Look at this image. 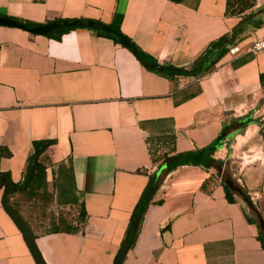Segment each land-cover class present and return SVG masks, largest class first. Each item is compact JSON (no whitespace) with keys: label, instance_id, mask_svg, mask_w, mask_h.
I'll use <instances>...</instances> for the list:
<instances>
[{"label":"crops","instance_id":"crops-1","mask_svg":"<svg viewBox=\"0 0 264 264\" xmlns=\"http://www.w3.org/2000/svg\"><path fill=\"white\" fill-rule=\"evenodd\" d=\"M116 13L119 30L153 62L175 67L240 30L206 72L167 76L85 25L54 37L0 23V170L19 180L31 141L52 139L41 153L45 173L68 159L81 193L78 230L35 232L45 264H111L149 174L160 201L147 205L121 264H264L256 237L258 217L264 222V49L250 50L264 34V0L234 13L225 0H0V15L34 24H108ZM147 119H160L150 129L172 127L175 151L208 144L224 126L215 161L169 170L152 163L138 124ZM221 178L249 199L233 190L227 200ZM0 264H36L1 191Z\"/></svg>","mask_w":264,"mask_h":264},{"label":"trees","instance_id":"trees-1","mask_svg":"<svg viewBox=\"0 0 264 264\" xmlns=\"http://www.w3.org/2000/svg\"><path fill=\"white\" fill-rule=\"evenodd\" d=\"M252 0H225V11L227 13L239 12L243 8L250 6ZM116 19L113 23H108L117 32L123 34L119 30L118 20L119 15L114 14ZM83 21L88 19H83ZM60 21V20H56ZM26 25H33L32 22L23 21ZM81 25H74L69 27H58L54 30L48 31L47 35L58 37L61 32L66 29L78 27ZM89 29L95 30L97 33L112 38L113 40L120 42L119 36L109 31L102 30L97 27H89ZM240 30V24L232 27L230 31L220 35L219 37L211 40L204 49L191 61L187 67L163 65L161 70H156L165 73L167 76L173 75H192L198 76L206 72L215 61L227 50L236 37V34ZM124 35V34H123ZM131 41V40H130ZM135 47V56L137 59L145 64V62H153V59L146 55V53L140 49L133 41H131ZM121 43V42H120ZM123 44V43H121ZM146 65V64H145ZM150 68V67H149ZM154 69V68H153ZM262 77V74L260 75ZM248 118H244L239 124H244L248 121ZM160 119H147L139 120V127L146 130L145 142L147 150L152 163H164L167 170L172 169L181 164H199L203 166L211 165L215 159L212 157L211 152L218 144L219 140L223 137L224 126L217 133L216 137L208 144L197 147L194 149H187L183 151L174 150V132L171 126L159 127L160 130L150 129V126H154L155 122ZM53 143L52 139H34L31 141L32 152L26 159V163L21 175V178L17 181L11 180L7 171L0 170V191H1V204L4 210L14 221L17 228L20 230L22 237L27 244L36 264H45L39 250L34 243L35 232L32 231L27 220L21 215L17 209V203L13 200V195L17 193L37 194L44 193L54 199L56 204H76L79 206L77 211V220L75 223L65 222L64 228H59L57 223H52L51 228L48 231H76L79 228V223L83 220L84 210L82 205L81 193L76 190L73 183V175L70 161L67 159L65 162L57 163L51 168V190L46 188V165L42 159L41 153L47 149V147ZM211 178L209 175L206 177L201 186L203 187L206 182ZM223 189L227 200H233L231 190L222 180ZM157 188V180L152 175H148L147 182L143 186L138 198L136 199L130 213L128 220L123 231L122 237L119 241V245L113 255L111 264H121L127 250L133 245L136 235L138 233L141 219L147 205L151 202H159L160 199H153L152 195ZM241 194L246 199L248 196L243 192ZM256 237L259 240L261 246L264 247V237L261 229L256 222Z\"/></svg>","mask_w":264,"mask_h":264},{"label":"rangeland","instance_id":"rangeland-1","mask_svg":"<svg viewBox=\"0 0 264 264\" xmlns=\"http://www.w3.org/2000/svg\"><path fill=\"white\" fill-rule=\"evenodd\" d=\"M45 176L47 181L46 188L50 191V172L45 174ZM13 196V200L17 203V209L34 232L48 231L53 222L54 224L57 223V226L61 229L65 227V222L74 224L78 218V205L56 204L52 197L44 193H17Z\"/></svg>","mask_w":264,"mask_h":264},{"label":"water","instance_id":"water-1","mask_svg":"<svg viewBox=\"0 0 264 264\" xmlns=\"http://www.w3.org/2000/svg\"><path fill=\"white\" fill-rule=\"evenodd\" d=\"M0 23L20 27V28L26 29L30 32H33V33H43V34L47 33L48 31L54 30L58 27H69V26H74V25H85V26H89V27H97L98 26L102 30L117 34L119 36L120 42L123 43L124 45H126L127 47H129L133 52H135V47L132 44V42L129 40V38H127L123 34H120L119 32H117L113 27L109 26L108 24L97 22L95 20H89L88 19V20L83 21L80 18H72L69 20L62 19L60 21H49V22H44V23H39V24H34V25L28 26V25L24 24L23 22H21L17 19H14V18H11L8 16L0 15ZM145 64L149 67L156 68L158 70H161L163 68V65L159 64L157 62H145ZM224 183L230 189L235 190L238 193H240L239 187L234 185L232 183L231 179L225 178ZM257 222H258V226L261 229L263 237H264V222L260 217H258Z\"/></svg>","mask_w":264,"mask_h":264},{"label":"built area","instance_id":"built-area-1","mask_svg":"<svg viewBox=\"0 0 264 264\" xmlns=\"http://www.w3.org/2000/svg\"><path fill=\"white\" fill-rule=\"evenodd\" d=\"M264 25V21H263ZM264 49V34L252 40L250 50L253 52Z\"/></svg>","mask_w":264,"mask_h":264}]
</instances>
